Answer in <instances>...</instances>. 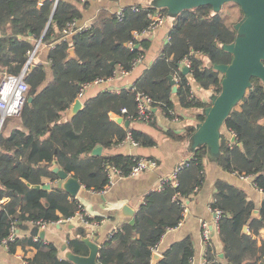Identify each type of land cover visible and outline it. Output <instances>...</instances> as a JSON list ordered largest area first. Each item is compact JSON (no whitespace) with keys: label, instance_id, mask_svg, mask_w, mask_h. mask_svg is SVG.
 I'll return each instance as SVG.
<instances>
[{"label":"trees","instance_id":"16d2710c","mask_svg":"<svg viewBox=\"0 0 264 264\" xmlns=\"http://www.w3.org/2000/svg\"><path fill=\"white\" fill-rule=\"evenodd\" d=\"M56 1L0 0V80L7 74L19 75L39 41L35 56L44 46L49 61L47 67L32 60L24 77L30 90L18 116L21 125L6 133L10 117L0 131V248L11 254L18 248L36 249L34 257L26 258V264H75L61 257L54 243L36 240L27 233L37 222L57 223L74 217L81 209L76 198L56 186L59 177L53 168L58 166L85 189L95 192L110 184V169L129 175L140 157L108 151L121 145L129 133L144 147L155 146L156 140L143 131L124 128L114 118L134 122L139 95L150 98L152 108L170 119L177 117V105L197 110L211 107L212 103L193 95L191 81L217 95L221 93L224 74L215 66L232 63L234 56L224 46L235 41V26L245 16L234 2L224 4L219 11L210 5L183 9L174 18L169 41L162 46L158 58L130 88L118 93L104 90L84 100L83 109L67 119L66 112L83 87L107 81L119 71L129 73L146 57L152 46L151 39L144 35L150 30V14L161 11L166 15L168 9L124 6L119 19L116 12L101 7L88 26L64 39L68 23L84 19L90 4L89 0ZM71 48L75 55L70 53ZM182 63H188L189 75L181 70ZM170 76L178 79L175 85ZM123 109L127 112L123 113ZM152 113L155 117L156 113ZM200 120H205V114ZM224 129L235 136L236 142L221 135L218 164L227 172L252 177L255 186L264 192V82L260 78H251L245 95L225 120ZM195 130L191 125L181 135L171 130L167 134L183 141ZM98 146L104 153L92 156ZM207 153L206 144L198 147L173 179L148 196L135 223L123 224L112 237L118 239V246L113 247L111 242L101 246L98 264H152L161 238L182 219L185 201L204 186ZM46 179L52 186L50 190L35 188L44 185ZM214 188L211 208L221 212L219 236L225 257L222 260L210 246L207 264H264V201L259 216L254 218L256 204L244 190L221 180ZM245 226L250 234L243 232ZM12 227L16 232L10 240ZM87 227L79 226L76 236L68 238L72 254L89 255ZM162 255L157 264H192L193 241L185 238L175 242Z\"/></svg>","mask_w":264,"mask_h":264},{"label":"crops","instance_id":"0c3cea01","mask_svg":"<svg viewBox=\"0 0 264 264\" xmlns=\"http://www.w3.org/2000/svg\"><path fill=\"white\" fill-rule=\"evenodd\" d=\"M162 2L163 0H89L90 6L84 12L85 17L79 21L78 24L83 27L88 26L101 7H106L111 12H116L119 7L122 6L138 4L145 7H155L156 3L162 4ZM172 23L173 19L166 14L164 23L160 27L147 33V37L152 41V46L146 57L142 61H139L132 71L129 73L119 71L115 77L107 81H98L89 84L84 90L83 97L77 99H80L83 103L84 100L92 98L104 90L118 93L122 89L130 88L141 74L154 63L159 56L162 46L169 41V32ZM45 48L46 47L41 46L34 59L48 67V53ZM206 64L209 66L207 59ZM182 65L186 64L182 63L181 66ZM181 66L180 68L182 70ZM191 85L194 96L207 104L212 103L215 95L212 89L205 90L192 81ZM153 109L154 108H152V110ZM69 112L70 109L66 112L67 119H70ZM155 113V124L142 121H134L130 124L131 128L143 131L152 136L156 140L155 146L144 147L141 145L121 144L113 150L108 151V153H122L147 160H154L157 166L154 169L144 171L138 176L127 175L120 177L118 174H113L111 184L101 192L87 190L81 185L78 194L74 198L80 202L84 211L90 214L92 218H99L100 221L96 224L85 225L77 218L73 222L61 224V226L56 223H49L46 227L45 242L54 243L59 248V255L61 257L71 258L72 253L68 248L67 241L68 238L76 236L77 228L81 225L88 226L87 232L88 229H90L85 241L87 240L97 245L98 255L101 246L106 243L111 242L113 247L116 248L118 246V239H113L112 237L120 230L123 224H130V211L124 212V208H130L135 212L136 216L138 210L146 202L148 196L152 192L162 189L165 181L171 178L173 179L175 171L180 166L187 163L192 157L197 148L195 134L198 129L197 131L195 130L189 138L183 141L169 137L167 130H171V132H174L176 135H181L187 126L192 125L199 127V125L202 124L200 120L201 115H204L205 110L185 109L177 105V117L173 119L167 118L158 110H156ZM13 118H17L16 124L11 123V119ZM11 119L5 128L6 133H10L13 128L21 125L18 116L12 117ZM222 132L228 136L229 139H232L233 136L228 133L227 130L223 129ZM217 154L216 152H212L210 148L208 149V153L204 160L206 175L204 186L192 199L185 201L184 205L187 209V216L183 225L177 230H168L161 238L157 246V252L161 255L175 242L185 238H191L194 245L192 264H207L206 254L208 249L205 247L202 238V223L206 222L211 232L212 247L219 257L224 260L225 255L219 236V224L211 208V204L215 198L214 185L218 180L244 190L248 198L256 204L255 210L259 211V207L264 201V192L255 186L252 177L238 176L234 173L225 171L218 164ZM44 182L45 184H49L47 179ZM71 225H73L72 228ZM33 227L27 232L30 235ZM261 233L264 236V230H262ZM254 238H256V236H254ZM259 243H261V241H259ZM35 254L36 249L32 247L28 250L18 248L15 254H11L4 247H1L0 264H26V258H32ZM221 254H223V257H221Z\"/></svg>","mask_w":264,"mask_h":264},{"label":"water","instance_id":"95a60500","mask_svg":"<svg viewBox=\"0 0 264 264\" xmlns=\"http://www.w3.org/2000/svg\"><path fill=\"white\" fill-rule=\"evenodd\" d=\"M234 2L238 4L244 12V18L235 27L238 35L232 44L225 45L224 48L234 56L231 64L216 65L215 68L224 74L222 81V91L219 95L215 94L212 100V106L205 110V120L199 127H196L195 134L197 148L206 144L212 152L218 153V159L221 154V135L223 134L224 122L231 113L233 107L245 95L251 85V78L258 77L264 82V0H163L162 4L156 3L155 7L167 8L168 15L173 20L183 9H191L202 5H210L215 11H219L224 4ZM70 53L75 55L74 48ZM35 66H32L34 68ZM182 71L185 75L190 73L187 65H182ZM27 69V68H26ZM170 81L175 85V79L170 76ZM176 92V87L174 88ZM29 97L28 101L32 102ZM83 109V103L76 99L70 107L69 118L72 119ZM156 112V108L153 109ZM115 121L129 128L131 122L123 117H117ZM231 141L236 142L235 136ZM196 148V149H197ZM195 149V150H196ZM103 153V147L95 148L91 155L100 156ZM53 172L59 177L57 187L65 190L71 197H76L81 183L71 174L60 169L58 166L53 168ZM38 190H50L51 184L36 185ZM130 211V224L135 223V212L128 207L124 212ZM259 211H253V217L258 216ZM61 226V224H59ZM73 225H71V228ZM90 232V229H88ZM243 232L250 233L248 226H245ZM31 235L45 240L46 228L35 226L31 230ZM90 253L87 257L72 254L70 260L75 264H98V247L87 241ZM223 257V254H221ZM162 259L159 252L153 253L152 264H157Z\"/></svg>","mask_w":264,"mask_h":264},{"label":"built area","instance_id":"2783aa9c","mask_svg":"<svg viewBox=\"0 0 264 264\" xmlns=\"http://www.w3.org/2000/svg\"><path fill=\"white\" fill-rule=\"evenodd\" d=\"M58 1V0H57ZM56 1V2H57ZM81 2H84L86 0H80ZM124 6L119 7V9L116 11V15L119 19L123 17L124 11H123ZM137 9V8H135ZM151 18V25H150V30L147 31L144 35L147 36V33L150 31H153L154 29L160 27L165 19L166 15L162 13L161 11H156L155 13L150 14ZM78 21H72L68 23L66 29L63 31L64 33V39H68L70 36H72L75 32L83 30V26H79ZM136 37H138V34H135ZM40 41L38 42V45L36 49L31 53L30 59L27 62L26 67L24 70L19 74V75H11L7 74L5 77L0 81V114H1V121H0V128L4 121L9 118V117H17L21 114L22 108L24 103L27 100L28 92L30 90L29 85L26 83L24 77L26 74V71L29 69L32 60L34 59L36 52L38 50V47L40 45ZM133 46V45H132ZM188 67V63H185ZM27 68V69H26ZM175 82L178 81V79L174 76ZM87 86L83 87V89L80 91L78 98H82L84 95V90L86 89ZM123 113H126V109L122 110ZM137 114L138 117L134 118V121H142L146 123H153L155 121V117L153 116L152 113V103L151 99L139 95L137 97ZM116 119V117L114 118ZM122 144H131L137 146L138 143L133 139L132 135L129 133L126 137V139L122 142ZM157 166V163L154 160H147L140 158L136 160V164L134 165L131 173L129 175L131 176H138L142 174L144 171L148 169H154ZM183 166V165H182ZM180 166L174 173V177L176 176L178 170L182 167ZM110 174V184L112 182V176L113 174H118L120 177H124L121 175L117 170L115 169H110L109 170ZM81 209L76 213V215L72 218L66 219V220H60L56 224H66V223H71L75 219L79 218V220L84 223L85 225H92L96 224L98 222H91V215L88 214L86 211L83 210L82 206H80ZM215 213L216 220L218 222L219 216L221 212L219 210H213ZM187 216V209L184 208L183 214H182V219L180 222L177 224L176 227L170 228L169 230H177L179 229ZM49 222H37L36 226L40 228H46ZM12 234L10 236V240H13L15 238V227H12ZM202 238L205 247L208 249L210 246H212V241H211V232L209 229V225L206 222L202 223ZM35 239H39L35 237ZM6 244V242H4ZM154 251L157 252V247L154 249Z\"/></svg>","mask_w":264,"mask_h":264},{"label":"rangeland","instance_id":"374dc122","mask_svg":"<svg viewBox=\"0 0 264 264\" xmlns=\"http://www.w3.org/2000/svg\"><path fill=\"white\" fill-rule=\"evenodd\" d=\"M16 119H17V118H13V119H11V123H12V124H16V123H17V120H16ZM9 121H10V120H9ZM9 121H8V122H9ZM7 124H8V123H7ZM7 124H6V126H7ZM6 126H5V127H6Z\"/></svg>","mask_w":264,"mask_h":264}]
</instances>
